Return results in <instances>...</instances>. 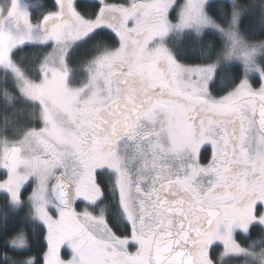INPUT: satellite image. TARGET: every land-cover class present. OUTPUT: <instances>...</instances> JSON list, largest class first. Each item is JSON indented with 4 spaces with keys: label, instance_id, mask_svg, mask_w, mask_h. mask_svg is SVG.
<instances>
[{
    "label": "snow or ice",
    "instance_id": "obj_1",
    "mask_svg": "<svg viewBox=\"0 0 264 264\" xmlns=\"http://www.w3.org/2000/svg\"><path fill=\"white\" fill-rule=\"evenodd\" d=\"M0 194V264H264V0H0Z\"/></svg>",
    "mask_w": 264,
    "mask_h": 264
},
{
    "label": "trees",
    "instance_id": "obj_2",
    "mask_svg": "<svg viewBox=\"0 0 264 264\" xmlns=\"http://www.w3.org/2000/svg\"><path fill=\"white\" fill-rule=\"evenodd\" d=\"M78 3L81 6L82 10H89L90 4L92 3L91 0H78ZM249 23L248 20L245 21V24ZM208 39H212V37H209ZM25 51H29V49H25ZM78 55V54H77ZM5 203V198L2 194H0V209L3 208V205ZM24 215L23 212L19 213V217H22ZM8 239V234H0V249L6 250L5 248V241ZM31 243H32V252L29 253L30 255H39L40 252H42L46 248V241L44 239V230L39 226H34V230L31 235ZM10 247V245L8 246ZM9 255H12V253H9ZM42 264V261H41Z\"/></svg>",
    "mask_w": 264,
    "mask_h": 264
},
{
    "label": "flooded vegetation",
    "instance_id": "obj_3",
    "mask_svg": "<svg viewBox=\"0 0 264 264\" xmlns=\"http://www.w3.org/2000/svg\"><path fill=\"white\" fill-rule=\"evenodd\" d=\"M80 207H81V208H83V207H84V205H83V204H81V205H80Z\"/></svg>",
    "mask_w": 264,
    "mask_h": 264
},
{
    "label": "rangeland",
    "instance_id": "obj_4",
    "mask_svg": "<svg viewBox=\"0 0 264 264\" xmlns=\"http://www.w3.org/2000/svg\"><path fill=\"white\" fill-rule=\"evenodd\" d=\"M92 1V0H91Z\"/></svg>",
    "mask_w": 264,
    "mask_h": 264
}]
</instances>
